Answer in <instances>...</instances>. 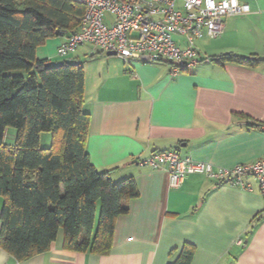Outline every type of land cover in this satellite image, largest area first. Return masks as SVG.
I'll list each match as a JSON object with an SVG mask.
<instances>
[{"label": "crops", "instance_id": "obj_1", "mask_svg": "<svg viewBox=\"0 0 264 264\" xmlns=\"http://www.w3.org/2000/svg\"><path fill=\"white\" fill-rule=\"evenodd\" d=\"M238 1L250 11L226 17L218 37L198 39L201 59L188 71L173 73L169 61H126L88 44L68 56L89 57L83 108L92 163L114 182L134 178L139 196L118 217L106 254L67 249L59 229L48 251L25 261L0 247V264H169L186 243L195 246L190 264H264V196L254 175L243 177L248 188L191 174L172 189L166 170L138 163L164 150L223 168L264 157V61L221 59L264 60V0ZM50 40L38 58L52 57Z\"/></svg>", "mask_w": 264, "mask_h": 264}, {"label": "trees", "instance_id": "obj_2", "mask_svg": "<svg viewBox=\"0 0 264 264\" xmlns=\"http://www.w3.org/2000/svg\"><path fill=\"white\" fill-rule=\"evenodd\" d=\"M84 12L76 0H0V247L18 261L48 251L59 229L71 251L108 253L118 217L139 196L134 178L114 182L90 159L83 64L36 55L48 39L76 30ZM9 128L17 130L13 145L5 142ZM43 132L51 133L49 147ZM194 253L186 243L169 264H190Z\"/></svg>", "mask_w": 264, "mask_h": 264}, {"label": "built area", "instance_id": "obj_3", "mask_svg": "<svg viewBox=\"0 0 264 264\" xmlns=\"http://www.w3.org/2000/svg\"><path fill=\"white\" fill-rule=\"evenodd\" d=\"M76 1L85 5V12L78 28L58 47L61 57H67L84 44H92L102 53L116 52L126 61H169L175 74L188 71L200 62L198 39L218 37L225 30L226 17L250 11L249 5L238 0ZM138 163L166 170L172 189L180 188L191 174L248 188L243 177L249 173L258 180L264 196V157L223 168L181 157L174 150H164L138 159Z\"/></svg>", "mask_w": 264, "mask_h": 264}, {"label": "rangeland", "instance_id": "obj_4", "mask_svg": "<svg viewBox=\"0 0 264 264\" xmlns=\"http://www.w3.org/2000/svg\"><path fill=\"white\" fill-rule=\"evenodd\" d=\"M62 36H58L55 38H51V40L47 43V46L45 48V50L47 51L46 54L52 56L50 58H48V60L51 63L57 64V63H62L64 61H68L70 55H68L67 57H61L58 54V44L60 42ZM88 47H92L94 48L95 46H93L92 44H88ZM97 48V47H96ZM89 57H87L86 59H84L85 61L88 60ZM84 60L82 61L83 66H86V68L89 67V63L87 65H84ZM70 61V60H69ZM12 74H24L23 70H13L11 72ZM16 135H17V130L15 128H9L8 132L6 133L5 136V142H7V144L9 143H13L16 140ZM51 144V133L50 132H43L41 135V145L42 147H49Z\"/></svg>", "mask_w": 264, "mask_h": 264}, {"label": "water", "instance_id": "obj_5", "mask_svg": "<svg viewBox=\"0 0 264 264\" xmlns=\"http://www.w3.org/2000/svg\"><path fill=\"white\" fill-rule=\"evenodd\" d=\"M107 55H109V56H115V55H117V53L116 52H108Z\"/></svg>", "mask_w": 264, "mask_h": 264}]
</instances>
